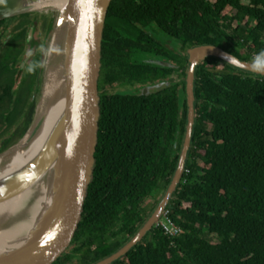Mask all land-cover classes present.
Segmentation results:
<instances>
[{
	"label": "trees",
	"instance_id": "1",
	"mask_svg": "<svg viewBox=\"0 0 264 264\" xmlns=\"http://www.w3.org/2000/svg\"><path fill=\"white\" fill-rule=\"evenodd\" d=\"M31 15L0 22V28L6 29V22L15 19L31 21ZM150 24L170 39L166 62L174 63L173 68L162 69L170 82L166 94L151 98L152 142L135 131L136 115L144 113L140 103L131 97L101 99L96 168L82 222L70 248L55 264L73 258L77 264H95L109 257L136 234L158 205L161 199L150 213L141 208L159 192L164 195L177 167L186 127L188 50L212 45L252 61V55L264 49V0H113L102 50L107 43L113 52L123 44L134 47L117 30ZM172 44L186 55L170 49ZM20 54L21 49L3 50L2 76L15 72ZM173 73L179 77L175 83L169 80ZM194 94L196 120L187 172L166 208L181 233L169 238L154 227L114 264H264V79L209 58L196 70ZM33 112L34 105L31 116ZM122 116L130 121L127 130L119 126ZM3 126L5 133L14 127L13 123ZM26 127L3 140L0 153Z\"/></svg>",
	"mask_w": 264,
	"mask_h": 264
},
{
	"label": "water",
	"instance_id": "2",
	"mask_svg": "<svg viewBox=\"0 0 264 264\" xmlns=\"http://www.w3.org/2000/svg\"><path fill=\"white\" fill-rule=\"evenodd\" d=\"M41 0H0V22L27 14L47 19L51 34L44 53V69L40 66V97L34 107L31 123L24 135L0 153L8 156L23 141L29 144L43 129L52 100L43 99L49 67L64 68V111L42 151L21 172L0 181V204L27 191L49 172L50 203L43 211L27 239L18 247L0 252V264H55L71 246L82 222L88 189L96 168L100 96L98 80L101 70L103 30L108 9L113 0H66L60 9H36ZM34 26L29 30V51L21 67L35 55L32 47ZM59 35V37H58ZM58 37V38H57ZM224 50L203 45L187 52L188 67L184 79L187 106L186 127L174 175L158 205L136 234L119 250L95 264H114L125 257L152 231L168 207L182 180L195 126L196 70L207 59H217L228 66L264 79V70L252 67V61L231 64ZM43 63V62H42ZM43 65V64H42ZM173 68L169 62L162 63ZM170 85V82H166ZM46 174V175H45Z\"/></svg>",
	"mask_w": 264,
	"mask_h": 264
},
{
	"label": "flooded vegetation",
	"instance_id": "3",
	"mask_svg": "<svg viewBox=\"0 0 264 264\" xmlns=\"http://www.w3.org/2000/svg\"><path fill=\"white\" fill-rule=\"evenodd\" d=\"M41 18L39 21L42 22V30H45L47 20L44 17ZM37 24L38 22L32 14L31 21L15 19L6 22V29L4 26L0 28L1 33L5 35L0 36V56L3 54V50L10 47L21 49L15 72L4 76L0 74V81H3L0 82V128L3 127V129H0V131L2 130L0 132V146L3 140L22 130L27 124L29 125L31 121L28 123V120H32L33 117L30 109L33 105L35 107L34 91L26 90L24 93L22 89H24L23 83L27 74L24 73V69L33 66L37 54L39 55L41 52L37 48L39 43L36 39L34 41L37 51L30 65H25L23 68L21 64L26 57L29 46V30L34 26L33 33L36 34ZM122 28L117 30V33L125 41L133 42L134 47L123 44L121 50L113 52L109 49V43H107L105 51L101 49V70L98 80L100 103L103 97L112 96L131 97L134 99L135 104L140 103L142 106L140 113L142 111L144 113L139 114L138 111L139 115H136V118L139 119V125L136 122L135 131L142 135L146 134L144 139L151 143L154 134V100L151 98L158 93H161V95L166 94V73L162 70H166V67L162 65V63H166V35L159 33L153 24L141 25L131 30ZM23 29H26L24 36L15 35L17 31L21 32ZM8 33L9 35H7ZM34 41L32 40V42ZM38 57L40 58V56ZM156 76H159V78L156 79ZM10 94L12 95L11 99L9 98ZM103 109H107V105L104 104ZM121 119L123 122L119 124L120 128L127 130L130 121L125 116H122ZM5 123H13V130L5 133L7 129L3 126ZM138 133L134 135L136 136ZM142 210L149 213V210L145 208H142Z\"/></svg>",
	"mask_w": 264,
	"mask_h": 264
},
{
	"label": "bare ground",
	"instance_id": "4",
	"mask_svg": "<svg viewBox=\"0 0 264 264\" xmlns=\"http://www.w3.org/2000/svg\"><path fill=\"white\" fill-rule=\"evenodd\" d=\"M66 0H41L34 5L36 9H54L63 7ZM59 37V35H58ZM57 37V38H58ZM43 90V100H52L48 119L41 132L29 144L23 141L8 156L0 158V181L21 172L34 161L42 151L54 128L61 122L64 111V68L49 67ZM47 174V175H46ZM45 175L49 176V172ZM31 186L17 197L0 204V252H6L20 246L36 226L43 211L50 203L48 177Z\"/></svg>",
	"mask_w": 264,
	"mask_h": 264
},
{
	"label": "rangeland",
	"instance_id": "5",
	"mask_svg": "<svg viewBox=\"0 0 264 264\" xmlns=\"http://www.w3.org/2000/svg\"><path fill=\"white\" fill-rule=\"evenodd\" d=\"M34 17H35V20L36 22H38L37 24V28H36V34L33 33V41L36 39V41H38L39 45H38V50L41 51L39 53V55L37 54L36 56V59L33 63V66L31 65V67H27L26 69H24V73H27L26 74V80L25 82L23 83V87L24 89H22V92H26V90H29L30 92L31 91H34V100H35V105L37 104L38 100H39V97H40V93H38L39 91V85H40V66L44 69V53L47 51V48H48V44H49V40H50V36L51 34L49 33V31H47V28H45V30H42V27H41V23L39 20L42 19L41 17L43 16H37L36 14H33ZM50 16L48 17L47 16V19L46 20H51V18L53 19L54 16H55V13H51L49 14ZM9 35V33L7 34ZM5 36V35H4ZM170 39H168L166 37V44L167 42H169ZM32 44V47L35 49V51H37V49L35 48V41L31 43ZM169 48L171 47L172 49L175 50L176 53H180L182 56H185L186 53L182 52L180 50V46L177 45V44H172L170 46H168ZM170 48V49H171ZM29 51V46L27 48V52ZM40 56V58L38 57ZM34 58V56L29 59L25 64V65H30L32 59ZM251 61V60H250ZM43 62V63H42ZM43 64V65H42ZM172 64V63H171ZM174 65V63H173ZM24 68V67H23ZM169 80L172 81V82H177L179 81V77H178V74L177 73H173L170 77H169ZM35 89V90H34ZM28 128V127H27ZM0 129H3V127H1ZM27 130V129H26ZM2 131V130H1ZM0 131V132H1ZM26 132V131H25ZM24 135V134H23ZM22 135V136H23ZM21 136V137H22ZM20 137V138H21ZM19 138V139H20ZM18 140V139H17ZM16 140V141H17ZM15 141V142H16ZM14 142V143H15ZM13 143V144H14ZM12 144V145H13ZM162 195H163V192H159L154 198H149L147 200H145L142 204V208H145L146 210H149L148 212L150 213L153 209V206L155 205L154 203L156 201H159L161 198H162ZM213 243H216L215 240H212ZM77 259L76 258H73L72 261L68 262L67 264H77L76 263Z\"/></svg>",
	"mask_w": 264,
	"mask_h": 264
},
{
	"label": "built area",
	"instance_id": "6",
	"mask_svg": "<svg viewBox=\"0 0 264 264\" xmlns=\"http://www.w3.org/2000/svg\"><path fill=\"white\" fill-rule=\"evenodd\" d=\"M256 54L252 55V60L253 57ZM184 172H187L186 170ZM169 211L168 210H164L159 221L156 223V225L154 226L155 228H158L159 230L162 231V233L169 237V238H175L177 237L180 233H181V228L178 227L169 217Z\"/></svg>",
	"mask_w": 264,
	"mask_h": 264
},
{
	"label": "clouds",
	"instance_id": "7",
	"mask_svg": "<svg viewBox=\"0 0 264 264\" xmlns=\"http://www.w3.org/2000/svg\"><path fill=\"white\" fill-rule=\"evenodd\" d=\"M229 63L237 64L239 61L232 55H226L225 57ZM252 67L258 70H264V49H261L252 60Z\"/></svg>",
	"mask_w": 264,
	"mask_h": 264
}]
</instances>
